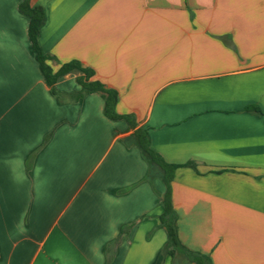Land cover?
Masks as SVG:
<instances>
[{
  "label": "crops",
  "instance_id": "0c3cea01",
  "mask_svg": "<svg viewBox=\"0 0 264 264\" xmlns=\"http://www.w3.org/2000/svg\"><path fill=\"white\" fill-rule=\"evenodd\" d=\"M21 2L0 0V264H175L159 172L101 94L72 100L76 74L52 92ZM31 4L55 72L92 68L155 153L196 165L171 183L182 244L209 264H264V0Z\"/></svg>",
  "mask_w": 264,
  "mask_h": 264
},
{
  "label": "trees",
  "instance_id": "16d2710c",
  "mask_svg": "<svg viewBox=\"0 0 264 264\" xmlns=\"http://www.w3.org/2000/svg\"><path fill=\"white\" fill-rule=\"evenodd\" d=\"M20 11L29 18V38L32 44V49L35 53L36 59L39 63L40 70L45 78V81L52 92L58 95L55 85L58 80L69 74L77 75V83L80 86L79 91L72 94V100L78 101L85 98L87 95L98 93L104 99V114L111 120H126L129 123V128L134 130L128 142H133L142 151L145 159L150 166V173L158 171L160 177L166 185V192L163 196L162 207L163 214L160 217L161 225L164 226L169 235V241L165 248V253L174 258L175 264L179 260H185L187 263L209 264L208 260L201 254L194 252L184 246L179 238L177 228V215L173 207L172 188L171 183L174 178L175 171L180 167H191L196 169V165L192 162L185 165H174L166 163L161 156L155 153L150 148V140L148 132L144 129H136L137 124L134 116L130 114L121 115L116 111L118 103V92L106 87L104 83L93 79L95 71L92 68L84 67L83 64L77 60L62 64L55 72L50 66L49 62L53 61V57L44 53L40 44L39 36L40 30L45 22V12L42 7L32 6L31 0H22L20 4ZM249 111L261 113L257 108H247Z\"/></svg>",
  "mask_w": 264,
  "mask_h": 264
}]
</instances>
